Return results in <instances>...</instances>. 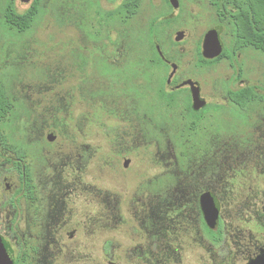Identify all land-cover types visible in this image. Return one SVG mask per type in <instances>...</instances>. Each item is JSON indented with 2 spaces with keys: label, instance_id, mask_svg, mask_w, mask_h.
I'll use <instances>...</instances> for the list:
<instances>
[{
  "label": "rangeland",
  "instance_id": "1",
  "mask_svg": "<svg viewBox=\"0 0 264 264\" xmlns=\"http://www.w3.org/2000/svg\"><path fill=\"white\" fill-rule=\"evenodd\" d=\"M32 2L0 0V85L10 105L0 133L12 139L20 131L23 144H38L36 173L58 175L68 193L66 204L79 211L71 217L76 237L64 241L73 250L55 255L54 264H237L240 231L252 235L264 226V157L260 161L252 152L241 158L240 142L232 137L245 122L233 109L224 115L232 73L228 61L195 76L206 103L219 108L212 121L189 131L183 121L175 124L178 120L168 117L172 111L151 104L160 86L157 77L145 74V88L127 82L123 91L124 77L114 83L63 71L67 41L78 40V30L93 37L78 24L67 29L63 0H40L25 32L5 23L6 9L21 14ZM193 12L195 21L185 27L190 38L181 45L187 54L180 59L184 70L190 69L191 42L206 28V12ZM185 16L179 19L187 21ZM146 17L139 15L137 25ZM177 30L181 27L170 24L162 39ZM240 58L245 80L264 86L263 57L249 51ZM98 86L113 91L107 101L101 97L99 111ZM50 124L55 140L43 146V129ZM205 188L221 205L222 238L212 247L198 209ZM78 214H84L79 223Z\"/></svg>",
  "mask_w": 264,
  "mask_h": 264
},
{
  "label": "flooded vegetation",
  "instance_id": "2",
  "mask_svg": "<svg viewBox=\"0 0 264 264\" xmlns=\"http://www.w3.org/2000/svg\"><path fill=\"white\" fill-rule=\"evenodd\" d=\"M63 1L62 10L68 19L65 22L67 29L70 28L69 24H78V29L85 27L93 34V37L88 36L78 30L79 39L67 41L63 71L82 79L93 77L113 80L114 83L122 82L124 85L119 83V89L123 91L127 90V82H133L136 87H144L141 77L145 74L157 77L160 83L158 86L161 87L155 89L151 104L169 113L172 111L168 117L172 119L174 116L173 121L178 120L175 124L183 121L189 131H194L193 124L196 126L204 121H212L214 110L219 108L218 104L206 103L195 76L227 60L232 73L226 80V102L222 106L225 112L229 109L236 111L243 116L245 122L243 125L239 124V134H233L232 137L240 142L238 151L241 158L252 152L254 156L256 152L255 156L262 161L264 86L260 81L257 85H250L245 80L240 58L244 52L249 51L261 54L255 49H241L234 33L239 14L249 8L247 0ZM192 7L206 12V28L201 36L191 42L190 69L184 70L180 59L187 54L183 53L181 45L190 38L185 27L190 26L188 23H193L196 18ZM181 13L186 15L187 21L179 19ZM141 14H147V17L140 27L135 19ZM172 23L181 27V30L175 31L173 38L163 40L165 28ZM213 28L220 29L219 39L223 50L218 57L209 58L203 53V43L206 34ZM181 32L184 33L183 37L178 38V33ZM189 80L197 82L199 97L205 101L204 107L196 109L192 106L190 87L184 85ZM235 83L238 84L234 86ZM98 89H101L97 100L99 111L104 103L102 98L107 101L113 91L104 86H98ZM181 90L185 91V95H179ZM246 92L249 95L246 98L243 96L240 102L233 100L232 94L242 96ZM2 94L6 101V112L0 120V126L10 107L4 90ZM226 114L228 111L224 115ZM39 123L43 126V122ZM48 126L43 129L46 130V138L40 139L43 146L52 145L55 140L52 125ZM20 135L19 131L18 135L10 139L0 133V239L9 246L12 264H54L55 255L73 250V246L69 247L70 244L66 242H71L76 237L78 228L74 226L71 217L79 211L66 204L68 193L62 185L64 181L60 182L58 175L44 176L36 173L38 144L30 142L25 145ZM207 189L201 194L208 192ZM201 194L198 197V209L202 228L204 224L210 231L217 232L218 226L215 230L210 229L203 219L199 205ZM83 215H76L78 223ZM202 231L212 247L211 234L204 229ZM237 239L240 259L237 264H248L256 259H259L256 264H264V226L261 231H254L252 235L242 229ZM228 254L226 251L225 257Z\"/></svg>",
  "mask_w": 264,
  "mask_h": 264
},
{
  "label": "trees",
  "instance_id": "3",
  "mask_svg": "<svg viewBox=\"0 0 264 264\" xmlns=\"http://www.w3.org/2000/svg\"><path fill=\"white\" fill-rule=\"evenodd\" d=\"M40 0H33L31 6L23 13H17L15 9L8 8L4 11L5 23L10 25L18 32H25L28 30L35 16L39 11ZM248 9H245L238 16L236 28L234 30L235 36L239 41L240 48H250L258 50L264 59V0H247ZM257 10V11H256ZM3 90L0 86V120L6 112V101L3 98ZM249 93H244L242 96L238 93L232 94V98L236 102L246 98ZM193 129L196 127L192 125ZM203 229L211 234L212 243L215 245L219 243L222 238L221 224L217 227V232L210 231L204 224Z\"/></svg>",
  "mask_w": 264,
  "mask_h": 264
},
{
  "label": "water",
  "instance_id": "4",
  "mask_svg": "<svg viewBox=\"0 0 264 264\" xmlns=\"http://www.w3.org/2000/svg\"><path fill=\"white\" fill-rule=\"evenodd\" d=\"M22 4H28L32 0H19ZM175 1V0H174ZM219 28L211 29L205 36L203 43V53L209 58L218 57L223 50L222 43L219 39ZM183 32L178 33V38L183 37ZM190 87L192 106L196 109L205 106V101L199 97V87L197 82L189 80L184 83ZM129 159L125 158L124 167L129 164ZM199 205L203 214L206 225L215 230L220 220L221 205L217 197L211 192H204L199 198ZM259 259L250 261L248 264H256ZM0 264H12V253L7 243L0 239Z\"/></svg>",
  "mask_w": 264,
  "mask_h": 264
}]
</instances>
